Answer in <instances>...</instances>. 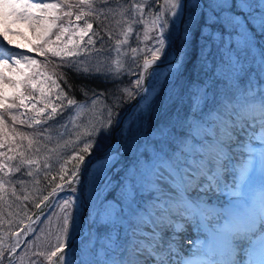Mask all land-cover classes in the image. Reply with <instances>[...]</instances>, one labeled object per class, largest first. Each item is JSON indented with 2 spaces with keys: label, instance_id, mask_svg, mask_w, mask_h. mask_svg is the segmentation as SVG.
<instances>
[{
  "label": "snow or ice",
  "instance_id": "snow-or-ice-1",
  "mask_svg": "<svg viewBox=\"0 0 264 264\" xmlns=\"http://www.w3.org/2000/svg\"><path fill=\"white\" fill-rule=\"evenodd\" d=\"M100 2L107 4L110 0ZM64 7L69 10L63 12ZM85 7L87 12L83 11ZM73 8L78 11L73 12ZM146 9L151 14V26L145 29V40L152 42L151 59L145 58L142 70L133 72L125 71L119 61L114 66L104 60L89 61L88 66L81 67L82 53L85 57L101 55V50L94 47L93 36L101 42L103 38L97 32L89 35L93 24L85 19L86 16L103 15L96 11L93 0L40 4L31 0H0V149H7L0 151V157L9 162L17 161L14 168L0 162V171L7 169L6 175L21 172L24 165L36 164L26 153L39 151L34 147L38 141L10 127L7 118L11 119L12 125L43 126L73 107L85 106L70 97L53 75L43 71L40 61L14 50L24 46L14 45L10 34L23 33L12 25L24 23L42 41L33 45V53L41 56L50 53L68 60L64 66L78 75H101L116 85L104 97L109 101L105 105L104 121L85 134L87 142H83L82 148L73 151L70 159L75 163L70 177L65 180L68 173L61 164L60 179L64 183L56 185L34 205L40 210L37 215L43 213L50 198L59 190L67 187L72 193L77 191L72 185L82 179L93 153L100 147L98 137L111 135L121 123L115 110H123L125 105L135 102V112L121 129L122 147L113 148L92 163L93 171L89 174L94 190L103 192L116 187L120 192V196L111 201L99 196L95 198L92 224L123 228L122 242L119 231L103 241L99 237H85L81 249L83 255L78 262H69L70 230L75 228V214L69 209L74 208L78 198L68 197L60 205L62 216L54 250L46 257L49 264H91L83 257L97 256L102 251L107 254L114 243L119 245V252L112 264H264V215L258 217L253 208L254 201L264 205V185L258 190L251 188L247 167L241 172L242 191H231L227 182L232 145L243 142L244 134L250 141L259 139L261 136H255V128L258 125L264 129V44L256 43L257 36L264 39V12L252 0H163V5L159 0L130 3L121 15H131L132 20L131 23L125 20L129 26L124 33L125 40L116 41L117 52L132 33V23L145 27ZM73 15L75 21L71 20ZM62 16L69 18V25L76 29L73 34L81 41L88 37L83 47L76 42L72 48L45 47L51 42L53 28H60L57 40L68 31L62 24H57ZM81 20H84L82 28ZM178 21L181 27L178 35L173 37ZM149 32L155 35L149 37ZM174 39L180 42L174 65L177 74L174 78L171 74L166 75L163 87L167 92L160 98L161 90H150L146 80L155 74L153 66L166 57ZM194 42L198 44V50L192 69L193 79L189 80L184 76V69ZM131 51L136 53L137 49ZM133 75L135 78L130 84L120 83L125 76ZM54 89L58 90L54 98L59 103L52 102ZM32 92L39 94L38 101L32 102L36 99L28 94ZM82 94H85L83 89ZM90 102L95 105L96 97ZM37 103H42L43 107L38 108ZM29 108L35 116L14 111ZM40 116L45 119L36 118ZM249 129H252L251 133ZM17 137L21 141L27 139V145L18 143ZM44 167L50 166L45 163ZM114 174L119 176L115 183ZM7 183L10 181L0 177V193L4 192ZM19 183L23 185V181ZM225 190L239 198L225 204L214 202L218 193ZM12 196H16L15 188ZM3 199L0 195V200ZM23 200L27 201L29 197L25 195ZM193 228L203 239H187L181 246L177 236H183L185 229L191 231ZM29 232L35 235L31 226L23 235L27 236ZM12 235L16 239L11 245L0 237V264H17L18 250L23 245L31 243L33 247H39L34 241H22L20 233ZM39 240L36 236V241ZM204 241H209L207 247L203 246ZM185 248L190 252H185ZM258 250L261 253L259 261L253 258ZM33 255L40 257L45 253L34 252ZM221 256L224 257L222 261Z\"/></svg>",
  "mask_w": 264,
  "mask_h": 264
},
{
  "label": "rangeland",
  "instance_id": "rangeland-1",
  "mask_svg": "<svg viewBox=\"0 0 264 264\" xmlns=\"http://www.w3.org/2000/svg\"><path fill=\"white\" fill-rule=\"evenodd\" d=\"M32 3H60L61 0H31ZM96 2L93 1V3ZM191 2V0H190ZM252 2L262 11L264 12V0H252ZM130 3H146V0H129L127 3H123L120 1L119 3H116L112 6H109L110 10L113 13V23L116 26L117 29H119L116 33L117 40H125L124 33L127 31L129 23H131L132 17L131 15H128L127 17H124L121 15L123 10L129 6ZM76 9L73 8L72 11H75ZM59 11V10H57ZM63 12H66L63 10ZM62 15V13H61ZM63 17V16H62ZM144 24L145 27H141L137 24L132 23V33H130L127 37V42L123 45L119 46V51L117 52V45L116 41H114L112 44L109 42V44L101 43L100 40H97L96 36H93V40L96 41L95 43V49L101 50V55H92L91 57H85V55L81 54V60L82 64L81 67L88 66L89 61L92 63H95L97 60H104L106 64L108 65H115L117 61L120 62V64L123 65L125 71H139L142 70L143 60L145 58L151 59V50H152V42L151 40H145V29L150 28V19L151 14L146 9L144 12ZM185 18H186V12H185ZM64 22L59 23V20L57 21V24H62L65 28H68V31L65 32L60 40L56 39V35L60 33V28H53L51 30V36H50V43L45 45V47H51V48H72L73 42L79 43L81 47H83L86 44V41L88 39L87 36H85L84 40L81 41L78 35H74L73 33L76 31L73 27L69 25V18L63 17ZM86 19V18H85ZM72 21H75V16L73 15L71 17ZM125 20H127L129 23H125ZM89 22V21H88ZM123 24V28H122ZM79 25L82 28L84 26V20L79 21ZM12 27L19 28V31L23 33V35H14L10 34L11 39L14 41V45H23V48H16L14 49L17 52H25L28 55L33 56L35 59L39 61V58L44 59L43 62H40V68L47 72L49 75H53L52 71L47 68V58L45 56H52L50 53H45V55L41 56L37 53H33L31 51L33 45H38L42 41L37 38L36 35H34L33 31L27 27L26 24L21 23L19 25H12ZM171 27V25H170ZM178 24H176L175 29H173V35L177 33ZM92 32H95V29L93 28L89 35H91ZM149 37L155 35L153 32L148 33ZM174 36V37H175ZM197 37H199V29H197ZM255 42V41H254ZM256 43L257 45L264 44V39H261V37H256ZM14 47V46H10ZM89 48H92L93 46H88ZM132 48H136L137 52L133 53L131 51ZM180 50V42L178 40L177 43V55L174 58L173 61L171 59L173 58V50L172 45L168 48V54L166 57L162 58V61L167 62L166 64H163L161 67H154L155 74L151 76L150 79L146 80V86L150 88H156L158 89L160 85L164 84V79L166 75L171 74L174 78L177 74V71L174 69V65L176 62V59L178 58ZM198 50V44L194 42L192 52L189 55V58L191 55H193L194 60L191 62L190 59H188V63L186 66V72L192 71L194 64L196 63L195 57L196 52ZM172 55V56H171ZM60 58V57H57ZM61 59V58H60ZM47 60V62H46ZM161 61V62H162ZM66 62H69L66 60ZM169 64V69H165V66ZM151 69L150 71H152ZM193 74V73H192ZM129 77V76H127ZM185 77L188 78V74H185ZM192 77V76H191ZM54 78V76H53ZM131 82L135 78V76H131ZM193 78V77H192ZM55 79V78H54ZM189 79V78H188ZM190 80V79H189ZM58 90H53V103H59V101L55 100V95L57 94ZM29 95L34 96L36 99L32 102H36L40 99L39 94L37 92L28 93ZM27 103V102H26ZM66 103V101H65ZM85 106L83 108H76L73 107V112L66 117L62 122V128L57 125V130L60 137H64L62 143H59L58 147L56 149H53L51 152L54 154L59 155L62 154L66 147L69 145V150L72 149L78 150L79 148L83 147V142H87V138L85 134L92 130L94 126H99L100 123H102L105 119L106 112L104 110V105L101 103H96L91 109H87V103H83ZM37 107H43L42 103H37ZM30 112L32 116H35V113L29 109H24ZM125 110V109H124ZM135 112V102L130 107V109L127 111L123 118V122L125 121L126 117L129 119L131 118L132 113ZM82 113H84L82 115ZM123 113V110H122ZM120 113L118 116L122 115ZM90 115L92 116L90 120V124H85V126L80 125L82 119L89 118ZM94 116V117H93ZM97 116L98 120L95 118ZM45 119L44 116H40ZM40 117H36L37 119H40ZM54 121V120H53ZM86 121V120H85ZM128 121V120H127ZM127 121L122 124V128L125 127ZM249 133L252 132V129L248 130ZM255 136L260 137L259 139L250 141L247 134L243 135V142L236 143L232 145V150L229 153L231 157V161L229 164L230 172L228 174V183L231 185V191L233 192H239L243 190V183L241 182V172L244 170L245 167L249 169V173L251 176V188L253 189H259L261 185H264V129H261L258 125L255 128ZM111 135L105 137L103 135H100L98 137V140L100 142V147L96 149L95 151L105 149L104 154L101 157H104L106 153H109L112 151L113 148L122 147V144H117L118 137L117 132L114 133V140L112 143H110ZM206 139H211V137H206ZM197 141H199V138H197ZM248 143V144H247ZM73 150V151H74ZM69 151V152H70ZM73 151L71 153L73 154ZM70 153V154H71ZM199 155V153H197ZM100 157V158H101ZM127 158H125L126 160ZM61 165H59V171L61 172ZM34 168V167H33ZM37 167L33 170V173H37ZM93 171L92 167H90L88 172V177L86 182L88 183V188L84 193L85 200L87 202V216L85 220V230L84 233L80 236V238L76 239L71 248L67 250V260L69 262H78L80 257L83 255L81 249L83 248L82 241L85 239V237H92L95 239L96 237H99L100 241L105 240L108 236H115L116 232L119 231L121 242L123 240L124 236V230L123 228L113 229L111 225L107 226H101L99 223L92 224L93 217L95 216L94 211V205H95V198L99 196L100 198H106L107 201L113 200V198H118L120 196V192L118 188L113 187L110 190H106L101 192L99 189L93 188V185L91 183L90 179V173ZM114 183L119 180V176L115 175L113 176ZM62 184V183H61ZM86 184V183H85ZM239 186V187H238ZM75 188V187H73ZM68 188L65 187L64 189L59 190L54 197L50 198V202L48 203V206L44 208L43 213H41L38 218L30 223L27 224V219L29 218L30 214H28L27 205H25V201L21 199L18 203H15L16 206H11L12 209L10 210L8 205L5 206V209L3 213L0 214V221H3V225H0V237L5 238V242L8 245H11L14 243L16 237L12 235V233H20V239L22 240L24 235L23 233L25 230L31 226V228L34 230L35 235H33L32 232H29L28 235L24 240H29L30 242H35L39 244V247H33L30 243L29 245H24L23 249L18 251L17 256V264H49V261L47 260V253L49 251L54 250L55 245V237L58 234L59 231V223H60V217L62 215L59 214L60 205L62 202L57 198L58 194L64 193L67 191ZM52 191V190H51ZM50 191V192H51ZM39 192H41V189L35 188L27 194L29 197L28 201H31L32 199L37 197ZM70 197H78L76 200L75 206H74V214H75V228L71 229V237L74 233L80 231V225H81V201L78 196V192L70 193ZM57 198V199H55ZM238 195H231L228 190L222 191L218 193V199L214 198V202L219 204H225L229 201L238 199ZM39 203V202H38ZM52 203V204H51ZM51 204V205H50ZM50 206H53L54 209L57 210V214L50 218L49 223L47 226H45L42 230L39 228L40 220L42 219V216L47 213L48 208ZM262 206L258 201L253 202V208L255 212L259 210V208ZM59 220V223L56 225L57 221ZM47 221V222H48ZM46 223V222H44ZM43 223V225H45ZM90 225L91 228L89 227ZM5 234H7L5 236ZM36 236L40 237L39 241H36ZM72 239V238H71ZM187 239H193L194 241L202 240L203 237L200 236L196 230L193 228L191 231H188L185 229L183 236H177V241L181 242V246L186 244ZM209 244V241H204L203 246L207 247ZM97 247L99 249V244H97ZM185 252H190L189 249L185 248ZM34 252H44V256L36 257L33 255ZM119 252V245L114 243L107 254H105L103 251L97 255H86L83 257V259L87 262H91V264H112V261L117 258V253ZM181 255H184V253H181ZM54 259V258H53ZM219 259L222 261L224 259L223 256L219 257Z\"/></svg>",
  "mask_w": 264,
  "mask_h": 264
},
{
  "label": "trees",
  "instance_id": "trees-1",
  "mask_svg": "<svg viewBox=\"0 0 264 264\" xmlns=\"http://www.w3.org/2000/svg\"><path fill=\"white\" fill-rule=\"evenodd\" d=\"M120 1H122L123 4V3H127L129 0H110V2L107 4H101L100 0H96V2L93 3V6L98 13L102 12L103 15H100L99 17L96 16L85 17L90 23L93 24V28L95 29V32L99 33L100 37L103 38V42L101 43L107 42L105 44H109L110 42L112 44L114 41L117 40L116 33L119 29H117L113 23V13L109 9L110 8L109 6L119 3ZM70 2L76 3V0H70ZM159 3L163 5V0H159ZM63 10L67 12L69 9L67 7H64ZM75 11H78V9H76ZM83 11L87 12L88 9L85 7ZM61 22L62 23L64 22L63 17L62 19L59 20V23ZM122 28H123V24H122ZM174 36L175 34L173 35V37ZM45 58H47V60L49 61L48 63L46 60L47 68L52 71L54 78L57 79V82L61 85L64 91L68 93L70 97L75 98L78 102L87 103L86 104L87 109H91L94 105L91 104L90 101L95 96L97 99V103L103 104L105 109V105L108 104L109 101L106 100L104 97L109 95L110 90L115 89L116 87L115 83L108 82V80H106V78H104L101 75H93V76H85L83 74L78 75L76 71L64 66L68 63L66 62V60H62L60 58L53 56H45ZM189 59L192 62L194 60L193 55H191ZM39 61L43 62L44 59L39 58ZM169 67H170L169 64H167L165 66V69L168 70ZM185 74H188V78L190 80L193 79L192 71L186 72V67L184 69V76ZM120 83L123 85H128L131 83V78L125 76L123 80L120 81ZM163 85L164 84L160 85L158 88V90H161L160 98H162L167 92V89L164 88ZM82 89L85 91V94H82ZM96 94H102V95H96ZM127 106L128 105H125L123 111L124 109H126ZM73 110L74 108L71 111H65L62 115L57 116L54 121L50 120L43 126L40 125L29 126V125H20V124L12 125L11 119L7 118L6 122L10 127H15L18 132L28 136L29 139H32L33 141H38V143H36L34 147L38 148L39 151L38 152L29 151L26 153V155L29 158L36 161V164H33L31 166L24 165L21 169V172L16 173L13 171L12 173L6 175L7 169H4V171H0V177H5V179L10 181V183H7L4 186L5 189L4 192L0 193V195H3L4 197L3 200H0V214L3 213L6 205L10 206L9 209L11 210L12 209L11 206H16L15 203H18L21 199H23V196L27 195L35 187L41 189V192H39L38 196L37 197L35 196V198L32 199L31 201L28 200L25 201V205H27L28 214L32 213L35 209L34 205L40 202V200L43 198L44 195H47L53 188L56 187V185L64 183V180L60 179L61 172L58 170L59 165L63 164L65 170L68 173V175L65 176V180H67L70 177L71 171L73 170V164L75 163L74 160L70 159V157L72 156L71 151H73L74 149L70 151L68 148L70 146L69 145L68 147H66V150L59 155V157L58 155L54 154L51 151L53 149H56L59 143H62L66 136V135L64 137L59 136L57 125L62 128L63 120L66 117H68L73 112ZM14 111H16L17 114H19L20 111H23L26 112L28 116H32L29 111L24 109H19ZM115 111L117 112L118 115L122 113V110L119 109H116ZM83 114L84 113H82V115ZM91 118L92 116L90 115L89 118L82 119L83 122H81L80 125L85 126V124L88 123L90 124ZM95 118L98 120L97 116H95ZM40 119L42 121L44 120L43 117H40ZM127 120H129L128 117H126L125 121ZM124 122L122 121V124H124ZM122 124L119 127V129L116 131L118 137L117 144L120 143L122 144V140H121ZM17 142L22 143L25 146L28 143L27 139L21 141L19 137H17ZM0 151H7V149H0ZM0 162L8 163L9 166L12 168H14L17 163V161L15 160L11 162L6 161L5 158L3 157H0ZM45 163H47L50 167L45 168L44 167ZM36 167L38 171L37 173H33V170L36 169ZM29 172H31L32 175H28ZM19 181H23V185H21ZM13 188H15L16 190L15 197L12 196ZM87 188H88V183L86 182L84 186V193L87 190ZM70 193L72 192L70 189H68L64 193L58 194L57 198L63 203V199L70 197L71 195ZM17 197H19V199H17ZM69 211H74V208H70ZM56 214H57V210L54 209L53 206H50L48 208L47 213L44 214V216H42V219L40 220V224H39L40 230H42L45 226H47V224L49 223L48 220H50V218ZM59 214L62 215L60 213V210H59ZM43 223L45 225H43ZM58 223L59 220L57 221L56 225ZM0 225H3V221L0 222ZM23 247L24 245L18 251L22 250Z\"/></svg>",
  "mask_w": 264,
  "mask_h": 264
},
{
  "label": "water",
  "instance_id": "water-1",
  "mask_svg": "<svg viewBox=\"0 0 264 264\" xmlns=\"http://www.w3.org/2000/svg\"><path fill=\"white\" fill-rule=\"evenodd\" d=\"M184 17H185V13L183 14ZM180 22H178V29H177V33L176 35H178L179 33V30H180ZM177 43H178V39H174L173 40V43H172V50H173V58L171 59V61L174 60V58L176 57L177 55ZM167 62H161L159 63L158 65H154V67H161L163 64H166ZM151 70V69H150ZM134 104V102H133ZM132 105H128L126 107V109L123 111L122 115L120 116V125L111 133V138H110V142H109V145L110 143L113 142L114 140V133L119 129V127L121 126L122 124V120L125 116V114L127 113V111L130 109ZM104 150L105 149H101V150H98V151H95L91 157V161L88 163V167L86 168V170L83 171L82 173V179L80 181H77L75 184H73L72 186L75 187L77 189V192H78V196L80 198V201H81V205H82V209H81V214H80V219H81V225H80V231L79 232H76L74 234V236L72 237L71 239V245L73 244V242L80 238V236L84 233V230L86 228L85 226V220H86V216H87V202L85 200V197H84V186H85V183H86V180H87V177H88V172H89V169L91 167V164L96 162L103 154H104ZM45 208V207H44ZM44 210V209H43ZM40 210L39 209H34V211L30 214L29 218L31 219H27V224H30L32 222H34L39 215H37V213L39 212ZM26 238V236L23 237L22 241ZM55 259V258H54Z\"/></svg>",
  "mask_w": 264,
  "mask_h": 264
},
{
  "label": "bare ground",
  "instance_id": "bare-ground-1",
  "mask_svg": "<svg viewBox=\"0 0 264 264\" xmlns=\"http://www.w3.org/2000/svg\"><path fill=\"white\" fill-rule=\"evenodd\" d=\"M256 213L258 217L260 215H264V205H262ZM253 258L259 261V259L261 258V253L259 250L253 254Z\"/></svg>",
  "mask_w": 264,
  "mask_h": 264
}]
</instances>
